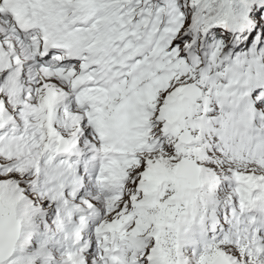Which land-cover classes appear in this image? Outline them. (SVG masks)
<instances>
[{
  "label": "snow or ice",
  "instance_id": "obj_1",
  "mask_svg": "<svg viewBox=\"0 0 264 264\" xmlns=\"http://www.w3.org/2000/svg\"><path fill=\"white\" fill-rule=\"evenodd\" d=\"M0 264H264V0H0Z\"/></svg>",
  "mask_w": 264,
  "mask_h": 264
}]
</instances>
